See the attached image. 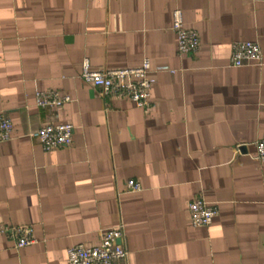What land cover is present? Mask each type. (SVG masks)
Returning <instances> with one entry per match:
<instances>
[{
  "label": "crops",
  "instance_id": "crops-1",
  "mask_svg": "<svg viewBox=\"0 0 264 264\" xmlns=\"http://www.w3.org/2000/svg\"><path fill=\"white\" fill-rule=\"evenodd\" d=\"M176 9L194 54L178 50ZM245 40L261 60L234 66ZM85 59H148L149 105L85 82ZM50 89L70 101L39 107ZM0 113L14 127L0 141V264H69L71 246L117 227L120 264H264V0H0ZM58 122L73 143L46 151L30 133ZM197 198L218 209L210 225L190 221Z\"/></svg>",
  "mask_w": 264,
  "mask_h": 264
},
{
  "label": "built area",
  "instance_id": "built-area-1",
  "mask_svg": "<svg viewBox=\"0 0 264 264\" xmlns=\"http://www.w3.org/2000/svg\"><path fill=\"white\" fill-rule=\"evenodd\" d=\"M172 29L177 34V46L180 53L194 54L200 49V37L194 30L184 26L183 13L180 9L174 11ZM262 51L258 43L250 40L236 41L232 47L231 62L234 66H242L250 62L261 60ZM151 64L146 59L138 67H125L113 69H93L89 59L82 64L81 77L85 82L100 87L106 95H120L135 102L139 107L149 105L151 87L155 78L150 76ZM36 104L39 107H60L70 101V96L59 90H46L36 92ZM13 124L9 118L0 113V141L10 139L13 132ZM74 125L71 122L49 123L30 135L41 143L46 151L73 143ZM257 154L255 158L264 160V138L256 143ZM130 190H140L141 184L134 179L128 181ZM190 221L196 226H207L213 222L218 213L216 206L211 205L203 198H197L190 202L188 207ZM18 234L17 246L23 247L34 241L31 225L15 226ZM123 231L120 227L107 230L101 241L94 245L77 244L68 249L69 264H120L128 251L117 238Z\"/></svg>",
  "mask_w": 264,
  "mask_h": 264
}]
</instances>
